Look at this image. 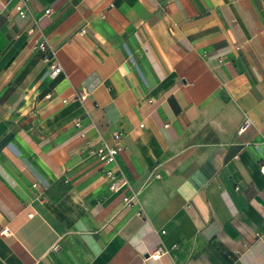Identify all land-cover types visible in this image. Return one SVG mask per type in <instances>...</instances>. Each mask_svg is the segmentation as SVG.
<instances>
[{
    "label": "crops",
    "instance_id": "obj_1",
    "mask_svg": "<svg viewBox=\"0 0 264 264\" xmlns=\"http://www.w3.org/2000/svg\"><path fill=\"white\" fill-rule=\"evenodd\" d=\"M263 157L264 0H0V264H264Z\"/></svg>",
    "mask_w": 264,
    "mask_h": 264
},
{
    "label": "built area",
    "instance_id": "obj_2",
    "mask_svg": "<svg viewBox=\"0 0 264 264\" xmlns=\"http://www.w3.org/2000/svg\"><path fill=\"white\" fill-rule=\"evenodd\" d=\"M22 2L27 0H21ZM14 10L17 14V16L20 19H23L25 17V12L22 10L20 6H15ZM48 10L43 11L44 14H47ZM31 20V25L28 27L25 31L26 35L32 40V50L41 53L43 62L47 66V76L50 79H53L60 73L59 66L54 62L53 59V53L51 48L48 46L44 36L40 33V31L37 29L36 21L29 17ZM82 31H80V34ZM77 99L82 100L83 96H77ZM65 101H62L64 103ZM73 125L75 127H78V122H74ZM249 126V122L247 120H244L241 124V126L238 128L237 133H241ZM141 127V125H139ZM119 133L113 132L111 134L112 140L114 141V145L109 146L105 144L103 141H98L97 145L95 147H89L86 152L89 156L94 157L98 162L105 166H114L115 165V158L116 156L122 151V146L118 144L119 141ZM258 172L264 179V157L261 159L259 165H258ZM104 178L108 182V190L111 192L116 191L121 185L124 184V182H119L121 179V173L118 171V169H110L107 168L104 173ZM155 178L158 176L155 175ZM122 180V179H121ZM119 184V185H118ZM122 202L124 204L128 203L127 198H123ZM8 235V231L6 228H3L0 230V236H6ZM161 246L156 247L153 249L149 254L148 258L155 260L158 258V256L163 252Z\"/></svg>",
    "mask_w": 264,
    "mask_h": 264
}]
</instances>
